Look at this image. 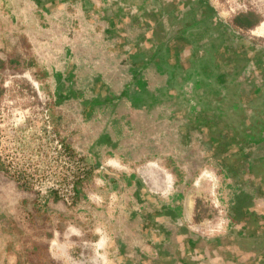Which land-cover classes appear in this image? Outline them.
<instances>
[{
  "label": "crops",
  "instance_id": "crops-1",
  "mask_svg": "<svg viewBox=\"0 0 264 264\" xmlns=\"http://www.w3.org/2000/svg\"><path fill=\"white\" fill-rule=\"evenodd\" d=\"M137 3L0 0V64L5 63L9 51L33 50L39 64H45L47 77L64 73L62 66L67 73L74 74L73 52L81 50L84 43H95L98 36L103 40L108 36L122 39L120 50L126 52L134 66L132 56L136 51L133 52L130 40L123 39L128 29L121 26V18H132ZM178 9L180 13L181 8ZM148 16L151 15L146 12ZM147 26V41L158 51L154 42L159 32L151 21ZM163 32L168 33L167 28ZM176 47L161 48L162 59L167 55L163 66L185 65L183 54ZM153 55L146 66L155 61ZM130 69L135 72L133 67ZM161 71L166 73L168 85L174 81L168 70ZM126 76L122 81L126 82L124 88L115 86L118 95L111 91L105 97L115 99L92 110L105 117L109 114L105 122L99 124L89 119L82 124L83 131L91 126L100 130L93 144L99 153L94 158L85 157L88 166L82 178H87L89 184L75 187V201L55 196L59 192L54 189L43 193L39 187L25 184L20 172L12 173L0 163V264H207L203 263V256L211 255L213 248L202 253L197 248L198 238L189 234L184 239L176 232L187 231L185 225L191 218L187 195L204 178L201 171L206 163L211 170L205 169L212 172V159L225 165L224 175L228 179L248 181L254 177L232 166L231 173L228 160L212 155L214 143L205 138L203 129L187 126L185 108H178L175 115L170 105H135L127 87L136 78ZM207 144L212 148L209 155L204 150ZM156 164L174 176L175 186L170 191L166 186L168 174ZM213 171L217 173L216 167ZM146 176L151 177V184L161 185H150ZM226 185L232 211L246 216L247 206L258 207L259 197L238 190L236 184ZM165 192L172 194L169 200L157 201L153 197ZM91 195H98L99 202Z\"/></svg>",
  "mask_w": 264,
  "mask_h": 264
},
{
  "label": "rangeland",
  "instance_id": "rangeland-1",
  "mask_svg": "<svg viewBox=\"0 0 264 264\" xmlns=\"http://www.w3.org/2000/svg\"><path fill=\"white\" fill-rule=\"evenodd\" d=\"M143 1H137V9H133L131 12L132 18H121V26L128 29L127 33L123 34V39L130 40L129 42L134 44V51H132H136L132 56L135 61L134 66L130 64L131 58L126 52L120 50L119 40L122 39L119 37L109 39L108 36L104 40L98 36L95 43L88 45L84 43L81 50L73 52L72 61L76 64L72 67L73 72L75 71L74 74L71 71L67 73L65 66H62L60 69L64 73L47 77L44 72L47 70L45 64H39L33 50L9 51L5 63L0 64V163L7 166V169L12 173L18 175L20 172L21 179L25 184L32 187L58 185L68 189L66 194L70 200H76L75 187L89 184L87 178H82L86 174L88 166L84 159L86 156L94 158L99 153L98 147L93 144L100 130L97 126H91V129L83 131L82 124L89 119L99 124L105 122V118L109 117V114L105 117L99 112L92 113V110L105 101L115 99H105V97L111 91L112 93L114 91V95L116 94L115 86L117 89L124 88L126 82L122 81L124 75L127 78L126 74L129 78H133V75L136 78L135 81L129 83L130 87L127 85L128 91L134 96L132 100L135 105L148 107L161 104L170 105L175 115H177L178 108L185 106L187 126H193L191 121L194 117L191 114V104L188 98L183 99L182 97L188 80L184 82L182 76H177L179 68L175 67L173 68L175 76L179 79H175L168 85L167 75L161 71L167 70L168 67L163 66L164 58L162 59L160 56L164 50L157 51V46L147 41V37L150 36L148 21L153 23V28L155 27L159 32L157 35L160 39L164 33L163 29L165 30L161 12L167 11V14L170 15L175 9L172 5L163 7L160 3L154 2V12L160 11L159 15L152 12L149 17H146L145 13L141 16ZM207 1L210 2L211 9H214L218 15L217 22L214 19H207V22L201 24L200 29L195 26L196 28L194 27L187 36L190 34L194 40L206 44L196 51L201 57H204L201 61H208L210 47L207 48V44L212 41L214 36H217V31L220 32L219 27L226 24L227 31L230 29L233 31V36L237 37L233 41V37L230 36L228 44L234 45L233 42H235L237 46L235 45V53H233V59L229 66L223 68V70L227 69L229 73L228 82H226L227 87L220 88L221 94L219 95H224L229 91L228 100H225L224 106L228 103L230 105L233 98L232 100L241 101L248 107L252 105L254 108L263 109L264 90L257 97L254 91L259 86L264 88V69L252 66V73L249 75V72H237L241 69L242 62L239 65L232 64L235 61V56L239 55L236 54L238 52H243V57L250 58V63L253 61L252 57H258L256 53L247 50V47H250L252 43L257 44L264 53V0ZM124 10L126 11V7L123 8ZM245 12L256 13L257 23L248 28L235 26V18ZM185 18L183 21H193L198 17L197 13H192L187 14ZM174 20L175 18L171 14L165 25L170 26ZM183 41L185 42L181 38H176L171 41V44L175 48L174 45H177L178 42L182 45ZM215 41L218 42L219 39ZM152 48H155V52L150 54L149 50ZM153 53L155 61L146 66L145 63L152 58ZM231 55L232 53L229 54L227 51V57L229 58ZM193 59L187 57L185 60L183 67L187 71L195 68ZM131 66L135 72L131 71ZM235 66L236 69L233 68ZM168 71L171 74V70ZM242 78L246 79V82H236ZM116 81L119 83H115ZM118 85L122 87H118ZM216 89L218 90V87L211 89V92H215ZM213 92L215 101L220 96ZM234 96L236 97L234 98ZM230 119L231 124L233 122L237 125L241 124L235 115ZM249 122L250 120L246 124ZM61 142L63 146L60 147ZM204 150L206 155H209L212 150L211 145H205ZM210 164H212V172H210L209 163H206L207 167L205 168L210 170L202 169L201 173L204 178L201 179V183H197L193 192L187 195L190 198L192 209L191 218L185 225L187 231L176 230V232L184 239H188L189 234L198 238L197 248L202 250V253L207 252L206 249L210 247L213 248L211 258L208 257V253L203 254L204 257H208L206 261L203 258V263L264 264V227L253 228L252 226L250 229V226L253 225L251 222L243 227L240 220L233 218L230 194L225 193L226 190H229V186L226 184L231 183L236 184L235 187L238 190L241 189L253 197H259L260 202L257 209L262 216L264 215L262 181L256 178L248 181L239 177H237L239 179L236 177L228 179L229 177L224 175L225 165H222V162H215L212 159ZM155 166L161 171H165L166 174L169 173L161 165L156 164ZM213 166L216 167L217 173L213 171L215 170ZM147 174L149 175V172ZM211 174L213 175L212 179H210ZM145 179L152 186L161 185L160 183L151 184V177L146 176ZM174 183V176L171 173L168 174L166 186L169 191ZM165 190L167 189L165 188ZM165 193L155 194L153 197H156L157 201L161 198L169 200L172 194ZM55 196L63 197L64 195L57 193ZM91 196L95 202H99L98 195ZM214 238H218L219 241L214 242ZM225 253H228L227 256L230 257L226 258ZM259 255H262V258H259L260 262H254L253 257ZM195 257L197 259L198 256L195 255ZM199 261L202 262L201 258Z\"/></svg>",
  "mask_w": 264,
  "mask_h": 264
},
{
  "label": "flooded vegetation",
  "instance_id": "flooded-vegetation-1",
  "mask_svg": "<svg viewBox=\"0 0 264 264\" xmlns=\"http://www.w3.org/2000/svg\"><path fill=\"white\" fill-rule=\"evenodd\" d=\"M154 2L160 3L163 7L172 5L175 9L171 12L175 20L170 26L165 24L168 22L171 14L168 15L167 11L165 13L161 12L163 22L165 23L164 26L167 28L168 33L165 32V35L155 41V44L159 46L158 51H160L162 47L164 49L171 47L172 40L181 38L185 40V42L183 41L182 45L178 42L176 47L177 52L183 54L182 56L185 60L187 57L194 58L193 63L195 62V68L191 70L187 71L185 67L181 68V66H176L179 68L176 75L182 76L184 82L188 80L182 97L183 99L188 98L191 104V114L194 117L191 121L192 125L196 128L203 129L204 131H202V134L205 138L210 139V141L214 143L215 150L211 153L212 155L217 154L218 157H224V160H228L227 164L229 169L234 167V169L239 171L242 170L262 181L261 184L264 186V108H254L252 105L248 107L247 104H242L243 102L241 101L232 100L233 98L231 99L230 105L228 103L224 106L225 102L228 100L229 91L224 93V95H219L221 94L220 88L227 87L226 82H228L227 77L229 73L227 69L223 70V68L229 66L233 59V53H235L234 49L237 46L235 42H233L234 45L228 44V39L231 36L234 41V38L237 39V37L233 36V31H230V29L227 31L226 24L221 28L219 27L220 32L217 31V36H214L212 41L207 44V48L210 47V57L208 61H201L204 57H201L196 50L206 44L199 43L198 40H194L191 38L190 34L188 36L187 34L191 32L195 26L200 29L201 24L207 22V19H214L215 22H217L218 15L215 13L214 9H211L210 2L207 0H144L143 3H141V12L145 14L147 12L149 15H152L151 13L153 12L159 15L160 11L154 12ZM147 6L148 8L145 12ZM178 8H181L180 13L177 12L179 10ZM163 11L165 10L163 9ZM192 13H197L198 18L195 20L192 19L193 21H183L186 19L185 16L187 14L190 15ZM188 19L190 20L191 18ZM235 26L241 27L236 23ZM172 32L173 34H170ZM216 39H219V41L216 42ZM185 50L187 52H184ZM201 50L202 48L200 51ZM247 50L248 52L252 51L256 53L258 57H252L253 61L250 63L251 59L243 57V52L236 53L239 55L235 56V61L232 65H239V63L242 62V67L237 72H249L250 75L252 73V66L264 69V53L259 46L252 43L250 47H247ZM227 51H229V54L232 53L229 58L227 57ZM169 53L170 58H172L170 51ZM249 57L251 56L249 55ZM168 68L167 70H171V78L174 80L177 79L178 77L175 76V69H173L175 66L170 65ZM233 68L236 69V66ZM243 81L246 82V79L242 78L236 82L241 83ZM214 87H218V90H215L216 93L212 92L220 96L216 98L215 101L211 92V89L213 90ZM262 90H264V88L261 86L256 87L254 91L255 96H259ZM235 97L236 96H234V98ZM214 103H216V105H214ZM234 115L241 124L237 125L235 122L231 124L230 118ZM248 120H250V122L246 124ZM247 208L249 212L248 215L245 216L243 213L232 211L233 218L235 217V220H240L243 227L251 222L253 225H249L250 229L252 226L253 228H263L264 215L261 216L257 207H253V205H249ZM227 254L228 253H225V257L229 258L230 256H227ZM209 256L211 258L213 255L211 254L208 255V257ZM208 257H204V259L206 260ZM253 258H256L255 260L253 259L254 262L259 263L262 255Z\"/></svg>",
  "mask_w": 264,
  "mask_h": 264
},
{
  "label": "trees",
  "instance_id": "trees-1",
  "mask_svg": "<svg viewBox=\"0 0 264 264\" xmlns=\"http://www.w3.org/2000/svg\"><path fill=\"white\" fill-rule=\"evenodd\" d=\"M258 17L254 12H245L235 18V23L243 28H248L257 23Z\"/></svg>",
  "mask_w": 264,
  "mask_h": 264
},
{
  "label": "built area",
  "instance_id": "built-area-1",
  "mask_svg": "<svg viewBox=\"0 0 264 264\" xmlns=\"http://www.w3.org/2000/svg\"><path fill=\"white\" fill-rule=\"evenodd\" d=\"M59 146L60 147L63 146V143L61 142L59 144ZM39 188L41 189V191H43V193H47L48 189H50V188L54 189V190L58 191L60 194H63L64 195L63 197H65L66 199L70 200V197L67 196V194H66L68 189L62 188V187H60L58 185L57 186H53V187H39ZM71 193H72V191H71Z\"/></svg>",
  "mask_w": 264,
  "mask_h": 264
}]
</instances>
